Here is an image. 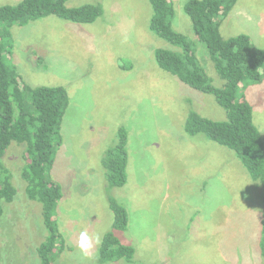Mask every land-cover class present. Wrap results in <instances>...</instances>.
Listing matches in <instances>:
<instances>
[{
    "label": "rangeland",
    "instance_id": "rangeland-1",
    "mask_svg": "<svg viewBox=\"0 0 264 264\" xmlns=\"http://www.w3.org/2000/svg\"><path fill=\"white\" fill-rule=\"evenodd\" d=\"M20 1L0 0V6ZM172 1L174 28L192 40L213 83L223 86L184 11L188 0ZM98 2L104 13L93 23L50 15L9 29L13 61L26 82L62 85L70 99L63 143L49 172L63 191L56 219L65 247L57 249L54 263H101L100 245L81 250L80 233L102 240L112 229L109 197L114 196L129 212L128 229L118 236L136 253L133 262L105 264H264L257 182L232 149L185 131L191 110L215 120H227V111L212 94L158 66L154 50L172 45L150 29V0H68L67 6ZM220 30L225 38L246 33L264 49V0H238ZM262 71L261 81L246 83L241 91L264 139ZM121 126L128 130V181L110 188L102 158ZM24 152V144L13 141L2 158L17 195L4 202L0 264H41L36 250L47 229L41 204L26 194Z\"/></svg>",
    "mask_w": 264,
    "mask_h": 264
},
{
    "label": "trees",
    "instance_id": "trees-1",
    "mask_svg": "<svg viewBox=\"0 0 264 264\" xmlns=\"http://www.w3.org/2000/svg\"><path fill=\"white\" fill-rule=\"evenodd\" d=\"M68 0H22L0 6V224L4 202L16 199L17 188L12 173L2 158L11 143L24 144L25 166L22 178L26 194L41 204L45 238L37 246L41 264H55L57 249L65 247V239L56 219V209L63 197L61 184L49 172L55 162L56 148L63 143L62 122L70 99L66 87L27 83L13 61L12 25H25L50 15L76 23H93L104 13V6L86 3L67 6ZM153 14L150 29L172 47L154 50L158 66L181 82L206 94H212L227 111V120H215L191 110L185 121L189 136L204 135L207 139L232 149L257 182L262 198L260 251L264 257V139L254 121V109L244 99V84L263 79L264 49L254 46L250 35L239 33L225 38L221 22L238 0H188L184 11L190 17L194 34L204 43L218 75L225 81L217 86L204 69L192 40L176 30L173 21L176 9L172 0H150ZM128 130L121 126L116 142L102 158L110 188L128 181ZM113 213L112 229L107 231L99 248L100 264L124 259L134 261L136 247L124 242L118 232L129 225L127 207L114 196L109 197Z\"/></svg>",
    "mask_w": 264,
    "mask_h": 264
},
{
    "label": "clouds",
    "instance_id": "clouds-1",
    "mask_svg": "<svg viewBox=\"0 0 264 264\" xmlns=\"http://www.w3.org/2000/svg\"><path fill=\"white\" fill-rule=\"evenodd\" d=\"M93 242L97 246L100 245L102 243L101 237L99 235L90 237L87 231H82L80 233L79 247L81 248V250L89 252L93 247Z\"/></svg>",
    "mask_w": 264,
    "mask_h": 264
}]
</instances>
